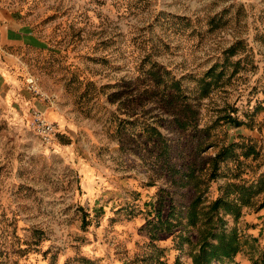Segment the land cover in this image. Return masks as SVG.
I'll use <instances>...</instances> for the list:
<instances>
[{"label": "rangeland", "instance_id": "rangeland-1", "mask_svg": "<svg viewBox=\"0 0 264 264\" xmlns=\"http://www.w3.org/2000/svg\"><path fill=\"white\" fill-rule=\"evenodd\" d=\"M11 6L32 37L20 80H0V264H193L216 223L242 246L213 264H264V187L238 219L204 216L264 172V0Z\"/></svg>", "mask_w": 264, "mask_h": 264}, {"label": "trees", "instance_id": "trees-1", "mask_svg": "<svg viewBox=\"0 0 264 264\" xmlns=\"http://www.w3.org/2000/svg\"><path fill=\"white\" fill-rule=\"evenodd\" d=\"M235 54L234 48L229 50V55L233 56ZM217 66L212 67L201 79V87L203 89V96H206L209 93V88L212 82L217 77L216 70ZM210 79V81H208ZM175 85L179 86V83L176 82ZM178 90V88H176ZM231 119V118H230ZM233 145H229L227 148H223L220 153L215 157L214 163L217 166L218 162L224 161L231 156V150ZM186 177L190 178L193 174L186 173ZM215 176H213L214 178ZM228 187L234 188L238 193L236 199H230L228 192L226 195L218 198L209 206L208 211L204 212L205 218V227L212 225L214 215L218 216V224L223 221V218L220 217V211L223 210L225 214L234 216L235 219H238L241 216V210L243 206H247L250 203L251 195L261 191L264 187V172L260 176L256 185H251L246 187L240 184H230ZM259 187V188H258ZM262 188V189H261ZM257 189V190H256ZM260 189V190H259ZM201 204V197L199 196L196 200L190 205L188 209V222L191 226H196L198 223V206ZM172 210L170 211V216L166 220L162 218L158 219L159 224L155 228L162 227L163 225L171 226ZM160 215V214H159ZM221 226L213 224L211 228H206V231L202 234V239L200 243L199 250L193 257V264H213V262H222L224 260H231L235 255L241 250L242 242L236 230L231 232H226L224 229H220ZM209 229V230H208ZM83 262L86 264H94L93 262L83 259ZM179 264V261H177Z\"/></svg>", "mask_w": 264, "mask_h": 264}, {"label": "crops", "instance_id": "crops-1", "mask_svg": "<svg viewBox=\"0 0 264 264\" xmlns=\"http://www.w3.org/2000/svg\"><path fill=\"white\" fill-rule=\"evenodd\" d=\"M32 33L29 24L17 9L11 6V0H0V80H20L15 74L21 69L16 52L18 48L30 43ZM48 118L59 121L58 116L50 112Z\"/></svg>", "mask_w": 264, "mask_h": 264}, {"label": "built area", "instance_id": "built-area-1", "mask_svg": "<svg viewBox=\"0 0 264 264\" xmlns=\"http://www.w3.org/2000/svg\"><path fill=\"white\" fill-rule=\"evenodd\" d=\"M38 132L45 143H51L57 134L55 126L46 121L40 122Z\"/></svg>", "mask_w": 264, "mask_h": 264}, {"label": "bare ground", "instance_id": "bare-ground-1", "mask_svg": "<svg viewBox=\"0 0 264 264\" xmlns=\"http://www.w3.org/2000/svg\"><path fill=\"white\" fill-rule=\"evenodd\" d=\"M49 119V118H48ZM50 120V119H49Z\"/></svg>", "mask_w": 264, "mask_h": 264}]
</instances>
